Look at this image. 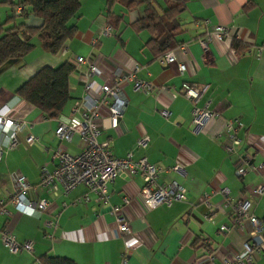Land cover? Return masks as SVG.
<instances>
[{
	"label": "crops",
	"instance_id": "1",
	"mask_svg": "<svg viewBox=\"0 0 264 264\" xmlns=\"http://www.w3.org/2000/svg\"><path fill=\"white\" fill-rule=\"evenodd\" d=\"M126 1L116 0L108 6L105 0H80L76 29L64 43L65 54L50 53L35 39L21 66L11 64L0 69V109L10 108L13 116L26 120L17 132L19 142L1 152L0 198L6 199L14 189L13 170L37 184L40 166L54 167L52 149L58 139L53 128L58 118L68 114L73 98L82 94L81 77L86 64L73 66L70 71V96L54 118H44L37 106L14 92L15 87L40 65H53L74 54L89 55L96 63L93 91L97 82L114 75L116 67L129 69L133 62L138 64L137 76L154 83L147 91L133 88L131 82L124 84L126 101L114 127L108 123L107 106L101 104L97 138H108L117 156L131 150L132 157L145 155L161 165L179 161L176 169L159 170L157 180L176 178L185 186L186 197L168 205L147 207L139 194L142 179L138 172H121L108 182L106 201L96 199L82 184L65 194L60 188L53 194L45 186L29 187L27 198L43 196L49 205L36 216L17 211L9 201L4 203L8 213H0V228L8 226L18 240L30 239L32 248L10 251L0 240V264H33L51 256L70 258L74 264H193L194 255L202 249L197 243L199 238L212 245L215 263L222 264L223 256L240 249L247 237L245 228L230 226L227 231H219L218 225L230 223L233 201L247 195L253 184L264 181V164L261 170L248 169L238 176L234 170L236 152H226L213 135L223 127V118H234L240 121L236 126L238 152H251L254 163L264 160V0H183L179 13L183 28L175 35L176 41L170 47L175 58L168 64L143 45L147 30H136L131 25L143 5L129 7ZM150 2L164 7L166 0ZM18 9L16 6L15 11ZM30 14L24 21L37 24L40 18ZM105 23L112 26L109 34L101 32ZM216 24L225 25L226 31L215 32ZM92 36L96 39L93 49L89 42ZM231 37L244 44L241 51L232 48ZM198 38L206 42L205 51ZM260 44L262 50L257 54ZM179 61L185 65L182 70ZM184 80L205 84L196 103L218 110L219 117L210 116L200 126H192L191 100L181 86ZM162 106L168 110L166 116L158 111ZM143 130L149 139L141 148L135 140ZM28 132L35 134V139L27 143L24 136ZM64 144L67 151L75 153L83 141L74 133ZM221 186L226 187L228 200L217 190ZM210 188L214 191L207 202L201 200L203 190ZM86 191L88 199L71 201ZM123 196L128 197L127 203H123ZM253 199L251 211L264 215V193L253 195ZM62 200L67 203L62 204ZM110 204L123 205L121 211L128 219L129 231L116 232ZM203 212L209 218L203 217ZM53 213H57L55 224L44 226L42 219ZM243 264H264V250Z\"/></svg>",
	"mask_w": 264,
	"mask_h": 264
},
{
	"label": "built area",
	"instance_id": "2",
	"mask_svg": "<svg viewBox=\"0 0 264 264\" xmlns=\"http://www.w3.org/2000/svg\"><path fill=\"white\" fill-rule=\"evenodd\" d=\"M215 32L226 31L227 27L223 24L214 26ZM112 26L105 23L101 32L109 34ZM95 37H90L92 49L95 44ZM202 47V51L207 48L206 42L202 38H198ZM66 46L59 48V54L66 53ZM262 45H258L256 53L259 54ZM158 59L168 64L175 56L172 49L168 48L157 55ZM73 66L85 63L86 68L82 71V94L73 98L67 115L58 118L53 128L58 142L52 149V154L56 158L53 168L40 166L39 180L37 184H31L24 174L19 170H13L12 177L14 179V189L8 193L7 198H0V213L7 214L4 203L9 201L17 211H25L33 215L39 216L45 212L49 200L46 197H39L31 200L26 197L25 192L29 187L36 188L45 186L53 194L60 191L65 194L69 189L82 184L87 190L95 194L96 199L101 201L107 200V183L112 181L114 177L121 173L134 174L138 172L141 175L142 183L139 186V194L147 207H154L158 204H170L174 200H181L186 197V188L176 178L167 181H158V171L176 169L180 166L179 161H175L169 165H161L151 162L145 155L132 157L131 150L126 151L122 156L115 155L109 146V139H98L97 135L100 131L99 106L105 104L108 108V123L115 126L122 115V110L126 101L124 94V84L131 82L133 88L147 91L154 86L151 80L137 76L136 69L138 64L133 62L129 69H120L116 67L114 75L108 80L97 82V88L93 91V83L95 74L97 73V65L91 57L81 54H74L68 59ZM184 62H178L179 70L184 69ZM183 94L191 100L190 121L193 127L200 126L210 116L219 117V111L210 108L206 103L197 104L196 100L200 92L204 89L205 84H197L195 81L184 80L181 82ZM158 111L164 116L168 110L165 106L158 108ZM26 123L24 118H18L10 113V108L6 110L0 109V156L4 150L14 147L18 142L17 132L19 128ZM240 121L234 118H223V127L217 130L213 137L218 140L226 152H236V160L234 164L235 173L238 176L243 175L248 169L261 170L264 160L257 163L252 162V154L248 151L238 152L240 137L236 134V126ZM77 133L83 141L80 149L75 153L66 150L64 140L71 139L72 135ZM6 134V135H5ZM222 139H219V136ZM5 136V138L3 137ZM35 139V134L28 132L24 136L25 142H31ZM149 135L146 131H141L135 140V145L144 148L148 143ZM225 198L227 189L221 186L217 189ZM214 190L212 188L203 190L201 200L207 202L208 196ZM264 193V181L253 184L247 195L239 197L232 202V212L230 213V223H221L218 225L219 231H227L230 226L245 228L247 237L242 240L240 249L230 252V255L223 256L222 264H243L250 260L254 253L264 250V215H257L251 211V205L254 202L253 195ZM88 199L87 191L80 197H76L71 201H80ZM62 204H66L67 200H62ZM128 202V197L123 196V203ZM123 206V205H122ZM116 204H110L109 210L114 214L116 221V232L122 234L129 231L130 225L128 219L121 211V207ZM203 217L209 218L207 212L202 213ZM57 213H53L42 219L44 226L51 227L55 224ZM51 235L50 233H47ZM141 240L140 237H138ZM0 240L10 251H16L21 248L30 250L32 242L30 239L18 240L11 229L6 227L0 228ZM198 245L202 247L201 251L193 257V264H216L214 261V248L212 245L199 238ZM125 261V255L122 253V262ZM33 264H42L39 260Z\"/></svg>",
	"mask_w": 264,
	"mask_h": 264
},
{
	"label": "trees",
	"instance_id": "3",
	"mask_svg": "<svg viewBox=\"0 0 264 264\" xmlns=\"http://www.w3.org/2000/svg\"><path fill=\"white\" fill-rule=\"evenodd\" d=\"M8 1L10 13L0 21V69L24 63V55L34 46L32 36L39 39L46 51L58 53L59 48L74 34L80 0ZM114 1L105 0L108 6ZM126 4L129 7L143 5L131 25L136 30H147L148 36L143 45L153 56L173 46L176 33L183 28L179 18L184 7L183 0H166L164 7H156L150 0H127ZM16 6H19L18 11H15ZM29 13L38 16L40 21L28 24L24 20H13L15 14L25 16ZM106 13L109 15L108 10ZM230 45L236 52L244 47L235 37L230 38ZM72 68V62L66 58L53 65L42 64L17 85L14 92L37 106L44 118H54L70 96L68 75ZM39 261L42 264H74L70 258L56 256L43 257Z\"/></svg>",
	"mask_w": 264,
	"mask_h": 264
},
{
	"label": "rangeland",
	"instance_id": "4",
	"mask_svg": "<svg viewBox=\"0 0 264 264\" xmlns=\"http://www.w3.org/2000/svg\"><path fill=\"white\" fill-rule=\"evenodd\" d=\"M10 13V3L8 0H0V21L3 20L6 16V14ZM30 14L29 16H31ZM30 18V17H29ZM27 17L22 16L21 14H15L13 20L19 21V20H25L26 21ZM29 20V19H27ZM12 21V20H11ZM39 40L36 38V36H32V41L33 40ZM39 43V42H38Z\"/></svg>",
	"mask_w": 264,
	"mask_h": 264
}]
</instances>
